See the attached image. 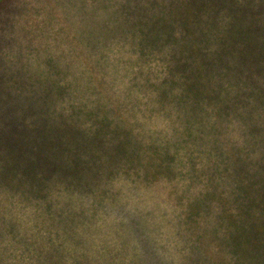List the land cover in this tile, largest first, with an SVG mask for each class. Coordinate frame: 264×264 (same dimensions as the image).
I'll return each mask as SVG.
<instances>
[{"label": "trees", "instance_id": "trees-1", "mask_svg": "<svg viewBox=\"0 0 264 264\" xmlns=\"http://www.w3.org/2000/svg\"><path fill=\"white\" fill-rule=\"evenodd\" d=\"M122 2L134 19L117 11L107 28L147 65L144 78L127 81L116 97L113 43L99 39L82 69L95 74L65 85L35 76L30 92L14 91V116L0 127V188L33 203L36 220L47 223L44 234L39 225L15 230L4 213L2 232L22 244L15 264H63L50 227L73 229L77 212L64 196L94 206L117 177L172 183L187 264H264V0ZM105 7L93 0L97 31ZM161 112L173 117L167 140L138 117ZM233 131L241 141L229 138ZM33 237L40 244L30 248ZM0 264H8L1 254Z\"/></svg>", "mask_w": 264, "mask_h": 264}, {"label": "rangeland", "instance_id": "rangeland-1", "mask_svg": "<svg viewBox=\"0 0 264 264\" xmlns=\"http://www.w3.org/2000/svg\"><path fill=\"white\" fill-rule=\"evenodd\" d=\"M103 2L107 19L103 18L104 25L97 31L95 18L89 17L93 0H0V127L4 119L14 116V91L30 92L33 77L53 75L56 84L65 85V78L82 72L95 74L94 70L82 69L99 39L113 43L109 44L107 55L117 67L112 84L116 97L124 91L127 81L144 78L147 65L139 62L128 44H116L119 32L113 33L114 28L110 33L107 28L115 12H120L127 21L134 19V12L122 0H100V4ZM103 86L106 87L104 83ZM137 95L145 98L139 91ZM161 113H144L138 117L143 127L167 140L172 138L173 117ZM229 136L231 140L239 136L241 141L235 131ZM171 184L165 180L144 184L123 177L113 178L102 186L107 189L106 194L99 196L94 206L88 199V209L83 208L85 197L66 194L63 202L77 212L70 221L73 229L63 234L58 223L50 227L54 238L52 247L60 243L66 256L63 264L84 261L89 264H187L188 246L176 224L177 209ZM5 194L0 188V254L6 263L15 264L21 256L17 254L21 253L22 244L14 243L13 235L2 232L4 213L13 216L15 230L39 225L44 234L47 223L42 218L36 220L38 215L34 210L38 207L33 203ZM57 234L59 237H55ZM39 244L40 237H33L30 248ZM47 246L50 247L48 242ZM209 246L214 249L215 242ZM84 253L86 258L82 260Z\"/></svg>", "mask_w": 264, "mask_h": 264}]
</instances>
